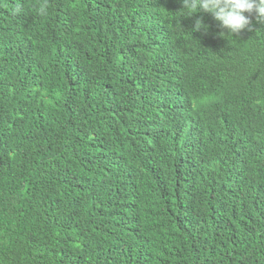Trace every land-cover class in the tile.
Returning <instances> with one entry per match:
<instances>
[{
  "label": "trees",
  "instance_id": "obj_1",
  "mask_svg": "<svg viewBox=\"0 0 264 264\" xmlns=\"http://www.w3.org/2000/svg\"><path fill=\"white\" fill-rule=\"evenodd\" d=\"M181 7L0 0V264H264V24Z\"/></svg>",
  "mask_w": 264,
  "mask_h": 264
},
{
  "label": "clouds",
  "instance_id": "obj_2",
  "mask_svg": "<svg viewBox=\"0 0 264 264\" xmlns=\"http://www.w3.org/2000/svg\"><path fill=\"white\" fill-rule=\"evenodd\" d=\"M182 17H192L203 11L210 13L219 27L227 29V34H239L242 30H252V17L256 22L264 24V0H181ZM248 15H245V14ZM206 33L209 25L205 24L202 17L194 21L191 32ZM224 34V33H223Z\"/></svg>",
  "mask_w": 264,
  "mask_h": 264
}]
</instances>
